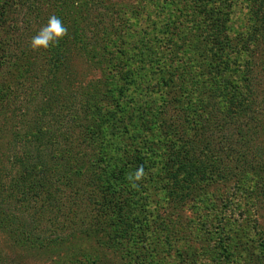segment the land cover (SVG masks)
<instances>
[{
  "label": "trees",
  "instance_id": "1",
  "mask_svg": "<svg viewBox=\"0 0 264 264\" xmlns=\"http://www.w3.org/2000/svg\"><path fill=\"white\" fill-rule=\"evenodd\" d=\"M37 1L0 0V227L10 233L11 241L61 246L68 253L53 264H99L101 253H106L101 246L122 262L152 264L159 250L149 252L146 244L130 240L133 235L145 239L154 224L146 206L160 192H183L187 178L195 177L193 171L208 176L212 170L204 160L211 151L206 143L192 156L187 149L160 155L155 138L159 135L158 142L163 132L161 126H157L160 132L153 128L160 113L156 99L162 100L163 107L184 109L188 118L204 104L202 95H210L200 87L198 98L192 101L189 72L194 81L195 76L204 79L209 75L216 80L218 72L237 70L242 75L239 87L224 91L226 99L219 108L204 110L206 124H211L205 132L210 131L212 141L213 127L222 130L220 148L227 156L238 153L235 144L252 145L251 130L264 124V88L256 91L264 80V0H248L255 42L249 47L240 37L233 44L239 51L236 69L230 65L225 54L229 47L222 41L228 21L223 0H194L197 11L187 23L185 37H179L175 25L168 23L167 35L156 40L164 48L158 54L148 50L151 37L132 43L129 36L117 31L106 38L83 40L84 24H65L70 12L64 2L69 0H45L46 8L33 9ZM76 12L87 19L82 7ZM94 15L97 24L103 22L100 12ZM52 16L66 25V36L55 45L33 49V29ZM96 26L92 25V32L96 33ZM203 31H211L218 46L210 41L203 51L201 67L207 71L200 74L191 69L185 56L191 51L199 53L194 46L200 39L206 40ZM70 39L83 40L84 48L103 63L104 77L98 81V89L75 90L82 92L81 102L68 89L62 91L64 80L59 74L66 71L65 50ZM254 44L259 48L258 57ZM68 85L74 84L70 81ZM34 102L37 104L30 111ZM250 151L245 149L244 155L240 151L238 166L251 165ZM260 155L257 151L254 160L264 163V159L256 160ZM168 168L181 171L180 183L165 178ZM138 195L144 200L143 209L136 204Z\"/></svg>",
  "mask_w": 264,
  "mask_h": 264
},
{
  "label": "rangeland",
  "instance_id": "2",
  "mask_svg": "<svg viewBox=\"0 0 264 264\" xmlns=\"http://www.w3.org/2000/svg\"><path fill=\"white\" fill-rule=\"evenodd\" d=\"M69 1L64 2L70 12L65 24L70 26L84 24L83 40L106 38L108 35L116 34L117 31L123 36H129V42L132 43L137 38H146L144 41H147L151 37L148 50L152 54L164 51L163 43L156 40L167 35L168 23L174 24L177 35L182 37L187 31V23L193 17L194 10L197 11L194 0H85L82 5H79L80 0ZM222 2L225 4L223 10L228 19L227 25L223 28V46L229 47L225 54L229 55L232 69H236L240 61L236 54L239 51L233 44L244 40L249 47H252V43L255 42L252 31L254 25L248 13V0ZM78 6L87 11V19H82L77 14ZM37 7L46 8V1L38 0L32 8ZM95 12H100L103 22L97 24ZM46 20L47 18L43 20L40 27L33 29L34 34L37 35L40 29L45 27L44 25L47 26L49 20ZM92 25H97L96 33L91 31ZM209 32L210 34L207 31L201 32V36L205 35L206 40L200 39L199 44L193 45L199 53L191 51L185 56V60L187 61L188 58V63L195 73L201 74L207 71L201 67L202 55H204L203 51L208 49L210 41L214 46H218L217 38L211 31ZM83 40H78L79 42L71 40V44L67 42L66 71L59 73L64 80L61 81L64 86L62 91L68 89L76 102L83 100L82 92L92 91L93 87L98 89V81L104 77L102 61L91 56L93 54L82 45ZM227 47H224L223 54ZM254 48L258 57L259 48L255 44ZM134 52L140 54L138 48H135ZM231 60L236 61L232 63ZM65 72H68L70 77L73 76L72 80ZM188 77L189 87L192 89V96H189L192 97V101L198 98L200 87L209 90V98L202 95L200 100H204V104L197 112L191 111L188 118L187 114L183 113L184 109L173 110L163 107L162 100L156 99L155 106L160 111L158 114L160 121L157 120L156 115L157 122L154 123L153 128L154 132H157V126H161L163 134L157 142L160 131L155 133L158 135L155 144H158L161 156L167 152L171 155L178 151L184 153L186 149L192 156L195 150H199V147L202 148L206 143V146L210 145L211 151L204 160L212 170L209 169L208 176L202 171H193L195 177L187 178V186H184L181 193L160 192V195H156L154 203L146 206L152 211L149 213L153 216V226L150 227L145 239L139 237L134 239L135 235H133L130 240H135L137 245L146 244L149 252L154 249L159 250V255L153 257L152 264H264V163H257L254 160L257 151H260L261 155L256 160L264 159V124L258 126L255 131L251 130L252 145L240 147L235 144L237 148L234 146V149L238 153L227 156L220 148V142L223 140L222 130L213 127L212 141H210V131L205 132L211 124H206L204 110L212 106L219 108L222 105L220 102L226 99L224 91L231 87L234 89L239 87L242 75L237 73V70H227L223 73L218 72L216 80L208 75L204 79L195 76L193 81L190 72ZM69 80L74 85H68ZM262 88H264V80L256 91H261ZM76 89L82 92L75 93ZM104 89L105 87L102 90ZM212 92H216V96ZM257 97L261 98V95ZM36 104L34 102L29 110H33ZM226 120L235 122L231 117H227ZM114 132L116 133V128ZM213 146L216 147L215 150ZM245 149H251L248 158L253 161L249 166L247 163L238 166L240 163L236 161L239 160L240 151L244 155ZM1 154L2 152L0 156ZM194 155L197 158V154ZM195 157L191 158L195 159ZM164 171L168 181L180 183L181 171L178 170L176 173L174 168ZM138 197L136 204L143 209L144 200L140 195ZM9 235L6 229L0 227V264H53L68 253L58 244L30 245L16 239L11 241ZM101 248L106 253L105 255L101 253L98 258L99 264H129L127 261L122 262L109 248L105 246Z\"/></svg>",
  "mask_w": 264,
  "mask_h": 264
},
{
  "label": "clouds",
  "instance_id": "3",
  "mask_svg": "<svg viewBox=\"0 0 264 264\" xmlns=\"http://www.w3.org/2000/svg\"><path fill=\"white\" fill-rule=\"evenodd\" d=\"M67 33L66 27L63 26L62 21L55 16L49 18L47 26L40 29V31L31 40V47L47 48L49 45H55L59 43V40L63 38ZM142 170L137 172L136 179L140 178Z\"/></svg>",
  "mask_w": 264,
  "mask_h": 264
}]
</instances>
